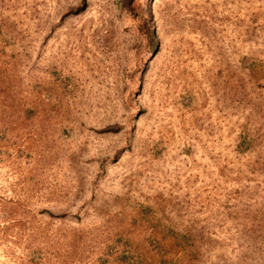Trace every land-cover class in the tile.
Masks as SVG:
<instances>
[{
  "label": "rangeland",
  "instance_id": "obj_1",
  "mask_svg": "<svg viewBox=\"0 0 264 264\" xmlns=\"http://www.w3.org/2000/svg\"><path fill=\"white\" fill-rule=\"evenodd\" d=\"M78 3L0 0V264H264V0Z\"/></svg>",
  "mask_w": 264,
  "mask_h": 264
},
{
  "label": "trees",
  "instance_id": "obj_2",
  "mask_svg": "<svg viewBox=\"0 0 264 264\" xmlns=\"http://www.w3.org/2000/svg\"><path fill=\"white\" fill-rule=\"evenodd\" d=\"M121 5L124 7L125 10L128 11L129 14H132L133 16L136 15L134 10H133V6L132 5V0H120ZM86 8V0H79V3L76 6L70 7L68 8V10L66 11V13H64V16H69V15H76L81 13L84 9ZM138 30L140 31V33H143L146 41L148 42V47H150L153 52L156 49V33L152 28H146V24L145 21L142 20V18L140 17L138 20ZM250 65V64H249ZM248 71L251 72L252 69L248 67ZM116 131L114 128L112 127H107L104 129V131ZM238 146L243 147V149L247 148L249 146V143L246 142V139H241L238 142Z\"/></svg>",
  "mask_w": 264,
  "mask_h": 264
}]
</instances>
